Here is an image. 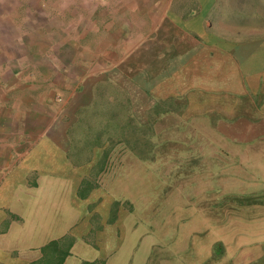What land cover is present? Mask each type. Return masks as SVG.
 Returning a JSON list of instances; mask_svg holds the SVG:
<instances>
[{
  "label": "crops",
  "instance_id": "crops-1",
  "mask_svg": "<svg viewBox=\"0 0 264 264\" xmlns=\"http://www.w3.org/2000/svg\"><path fill=\"white\" fill-rule=\"evenodd\" d=\"M115 1L71 23L64 47L25 34L21 61H0V264H48L50 241L52 264L63 247L70 256L76 240L66 238L75 233L79 199L102 191V179L123 167L126 151L141 160L148 137L165 146L178 137L200 168H227L221 155L228 154L244 189L228 194L264 195V0ZM64 72L79 78L67 82ZM127 112L137 116L133 146L125 144ZM60 176L70 184L74 178L67 199ZM246 206L214 215H224L232 231L229 218ZM216 242L227 254L231 240Z\"/></svg>",
  "mask_w": 264,
  "mask_h": 264
},
{
  "label": "rangeland",
  "instance_id": "rangeland-1",
  "mask_svg": "<svg viewBox=\"0 0 264 264\" xmlns=\"http://www.w3.org/2000/svg\"><path fill=\"white\" fill-rule=\"evenodd\" d=\"M102 2L114 6L117 1L0 0V51L4 55L15 54L14 59L3 55L0 61L5 58L11 63L13 60L21 61L22 37L25 34L40 36L47 46L56 42L64 47L71 23H83L88 8L99 6ZM70 34L73 35L72 32ZM63 52L68 54L69 50L64 49ZM62 76L67 82L79 78L76 72H64ZM125 118L131 122V125L126 122L127 133L130 134L125 144L133 146L132 119L137 116L127 112ZM106 131L114 133L111 126ZM148 138L146 143L150 144L151 140V148L143 147L141 160L150 159L151 163H141L133 152L126 151L123 167L111 168L108 176L102 179L105 185L101 186L102 191L97 192L96 197L83 196L79 199L78 224L75 233L66 238L67 241L76 240L67 264H81L87 259H104L106 264H145L147 258L146 264H208L210 261V264H264L262 197L255 204H246L245 213L240 211L239 216L229 218L234 222L232 231L226 226L228 221L224 220V215H214L216 209L237 207L228 192L239 190L240 187L235 184L239 170L228 168L231 165L228 154L221 155L227 168H200L202 163L191 164L188 161L189 154H185L183 147L177 143L178 137H174V143L167 146L160 137ZM110 139L116 141L114 145L120 148V137L115 135ZM137 141L139 146L140 140ZM230 147L227 148L232 149ZM170 148L173 153L169 152ZM214 155L213 152L206 153L208 160ZM116 156L115 153L114 160ZM51 168L58 174L63 170L57 169V166ZM60 177L63 179L61 194L63 199H67V189L68 192L74 189V178L70 184L67 180L69 176ZM105 187L109 192H104ZM255 194H245L242 198ZM241 220L248 223H239ZM241 235L247 238L240 240ZM219 239L222 242L231 240L227 254H215L213 245H219L216 244ZM105 243L108 248H105ZM120 245L121 249L115 248ZM210 247L215 257L204 260Z\"/></svg>",
  "mask_w": 264,
  "mask_h": 264
},
{
  "label": "trees",
  "instance_id": "trees-1",
  "mask_svg": "<svg viewBox=\"0 0 264 264\" xmlns=\"http://www.w3.org/2000/svg\"><path fill=\"white\" fill-rule=\"evenodd\" d=\"M245 194L243 195H238V194H233L232 196H230V199H232L233 201V204L235 206H241V205H246V204H255L257 203L256 201H259L260 197H262V202H264V195L262 194H259V195H255V196H251V197H243ZM261 201V200H260ZM56 242H49L47 244V246H45V251L47 252V256H49L51 258V260L49 261L48 264H52L53 262V257L54 255L52 254L53 253V249H49L52 245H54ZM73 244V241L70 242V246ZM216 244H219L217 245L216 247H214L213 245V249H214V252L215 254H222L223 253V243H216ZM57 251V250H56ZM70 247H63L61 248V251H59L60 255H58L60 258H56V261L55 263L57 264V262L59 261L60 264H64L67 256L70 254ZM215 254H212L210 257L204 259V260H213L212 256L215 257ZM57 255H55L56 257ZM212 258V259H211ZM211 262V261H210ZM210 262L208 264H210ZM81 264H106V260L104 259H99V260H93V261H89V260H84ZM212 264V263H211Z\"/></svg>",
  "mask_w": 264,
  "mask_h": 264
},
{
  "label": "bare ground",
  "instance_id": "bare-ground-1",
  "mask_svg": "<svg viewBox=\"0 0 264 264\" xmlns=\"http://www.w3.org/2000/svg\"><path fill=\"white\" fill-rule=\"evenodd\" d=\"M14 56V55H13ZM22 66V65H21ZM22 68V67H21ZM24 69V68H23ZM14 70V69H13ZM20 70V69H19ZM18 71V70H17Z\"/></svg>",
  "mask_w": 264,
  "mask_h": 264
}]
</instances>
